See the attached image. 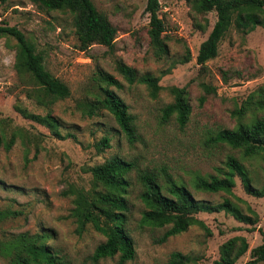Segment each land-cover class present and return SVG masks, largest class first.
Segmentation results:
<instances>
[{
  "label": "rangeland",
  "instance_id": "1",
  "mask_svg": "<svg viewBox=\"0 0 264 264\" xmlns=\"http://www.w3.org/2000/svg\"><path fill=\"white\" fill-rule=\"evenodd\" d=\"M92 1L116 29L110 47L93 44L81 50L68 11L47 10L31 0L0 1V23L21 30L42 54L45 68L70 92L63 99L46 96L17 64L16 40L0 38V264H18L21 249L33 240L69 264H116L118 255L92 258L105 237L91 225H81L74 214L75 195L69 193L103 190L89 168L114 155L133 161L140 170L166 167L197 200L216 204L229 199L250 218L242 222L224 211L201 212L196 217L204 227L191 225L158 242L167 227L141 226L144 205L133 170L128 227L136 253L125 264H174L173 252L188 257L184 264H213L223 243L235 236L244 237L248 245L236 260L245 264L251 248L261 242L264 196L247 193L238 177L231 193L197 189L194 179L197 174L223 177L226 160L233 156L254 186L264 188V152L247 157L241 149L209 140L218 130L264 119V109L257 104L264 98V26L244 32L231 24L217 55L202 66L196 54L216 21L215 11H198L195 0H159L167 46L163 52L149 35L146 0ZM120 66L131 68L132 82ZM99 70L119 84H106ZM148 74L158 78L161 88L156 94L141 82ZM106 86L133 116V141L120 131L113 115L96 104L100 88ZM172 86L185 88L191 107L182 128L175 115L163 117V109L173 101ZM103 137L107 146L100 144ZM161 183L166 187L163 177Z\"/></svg>",
  "mask_w": 264,
  "mask_h": 264
},
{
  "label": "trees",
  "instance_id": "2",
  "mask_svg": "<svg viewBox=\"0 0 264 264\" xmlns=\"http://www.w3.org/2000/svg\"><path fill=\"white\" fill-rule=\"evenodd\" d=\"M2 2L6 0H0ZM47 10H64L73 15L76 35L81 50L88 49L93 44L112 46L116 35L115 27L95 7L92 0H31ZM198 11L216 12V21L196 54V62L204 65L214 58L218 52V43L231 24L244 32L253 30L256 26H264V0H195ZM145 11L148 14L149 35L157 49L167 52L164 40L165 24L160 17V1L146 0ZM13 37L18 45L17 64L28 72L44 94L52 99H63L69 95L68 86L51 74L44 65L43 56L35 45L16 26L0 23V38ZM163 54V53H162ZM186 58V57H185ZM120 71L130 82L134 80L131 68L120 66ZM98 76L109 85H118V81L108 73L99 70ZM150 92L156 94L160 90L158 78L145 75L141 78ZM102 96L96 99V104L113 115L120 131L129 141L136 137V126L133 116L128 112L125 102L111 89L101 87ZM173 101L163 109V117L167 119L175 115L179 127H184L189 120L191 107L184 87L172 86L169 89ZM264 109V98L257 101ZM49 117V116H47ZM49 127L53 129L50 122ZM59 136V132L54 130ZM209 140L213 144H227L241 149L244 156L250 157L264 152V119L256 118L251 123H239L234 128H224L213 134ZM100 144L107 146L108 138L103 137ZM9 147V143H7ZM101 149V148H99ZM225 165L227 171L223 177L208 175L195 176L194 187L204 191H225L231 193L238 177L245 191L253 196H264V188L254 186L251 177L241 161L228 156ZM136 171L140 186L139 197L144 205L140 218L141 226L162 228L167 227L158 242L184 232L191 225L204 227L203 222L196 217L201 212H228L237 220L249 222L250 218L240 213L236 205L229 199L220 203L209 204L197 200L183 183L173 180L166 167L156 169H138L133 161L114 155L89 168L92 178L103 187L92 195L82 190L70 189L74 194L76 204L75 216L82 226L91 227L104 235L92 255L94 260L118 255L116 264H125L135 256V244L128 227L129 198L131 173ZM163 177L166 187L161 183ZM68 194V192H66ZM261 242L251 248L250 258L245 264H264V225L259 229ZM239 242V243H238ZM242 245V247H241ZM248 245L242 236L228 239L221 247L222 254L213 264H236V260L246 251ZM23 253V254H22ZM188 260L180 252L171 254V262L184 264ZM18 264H69L56 255L49 247L37 244H25L21 249Z\"/></svg>",
  "mask_w": 264,
  "mask_h": 264
}]
</instances>
